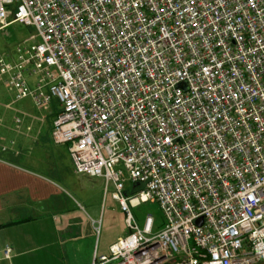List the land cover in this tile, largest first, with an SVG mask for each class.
Masks as SVG:
<instances>
[{
    "label": "built area",
    "instance_id": "2783aa9c",
    "mask_svg": "<svg viewBox=\"0 0 264 264\" xmlns=\"http://www.w3.org/2000/svg\"><path fill=\"white\" fill-rule=\"evenodd\" d=\"M11 22L35 32L0 56V127L31 99L126 213L92 264L264 262V0H0Z\"/></svg>",
    "mask_w": 264,
    "mask_h": 264
},
{
    "label": "crops",
    "instance_id": "0c3cea01",
    "mask_svg": "<svg viewBox=\"0 0 264 264\" xmlns=\"http://www.w3.org/2000/svg\"><path fill=\"white\" fill-rule=\"evenodd\" d=\"M63 159L65 169L54 177L0 154V264H92L108 253L114 241L99 245L96 237L99 205L85 208L77 197L75 176H88L75 173L68 148Z\"/></svg>",
    "mask_w": 264,
    "mask_h": 264
},
{
    "label": "rangeland",
    "instance_id": "374dc122",
    "mask_svg": "<svg viewBox=\"0 0 264 264\" xmlns=\"http://www.w3.org/2000/svg\"><path fill=\"white\" fill-rule=\"evenodd\" d=\"M34 32V27L20 22H11L8 27L0 28V56L6 55L9 51H15L16 45L31 37ZM8 98L6 87L0 83V102H6ZM15 105L25 109L28 116L22 127L15 129L12 128V113L6 112L5 125L0 127V154L26 164H35L39 170L51 176H60L65 169L63 156L66 153L67 145L57 144L52 138L53 115L45 111H38L29 98L21 100ZM2 111L3 108L0 106V114ZM12 140L16 141V149L4 150L3 147H8ZM36 156L41 157L46 164L37 162ZM75 179L81 189V194L77 193V197L82 205L85 208L89 204L99 205L100 216L96 231L99 245L107 244L108 246L109 242L117 241L119 236L131 233L125 222L126 213L112 196L114 190L112 185L106 190L102 178L83 177L78 180L75 176ZM141 189L143 186L138 187L136 192ZM71 192L76 194L72 189ZM131 211L140 223L147 214H153L158 223L164 221L163 211L156 200L135 205L131 207ZM107 252L109 253V251Z\"/></svg>",
    "mask_w": 264,
    "mask_h": 264
},
{
    "label": "water",
    "instance_id": "95a60500",
    "mask_svg": "<svg viewBox=\"0 0 264 264\" xmlns=\"http://www.w3.org/2000/svg\"><path fill=\"white\" fill-rule=\"evenodd\" d=\"M199 222L201 223V220ZM263 264H264V262H263Z\"/></svg>",
    "mask_w": 264,
    "mask_h": 264
}]
</instances>
